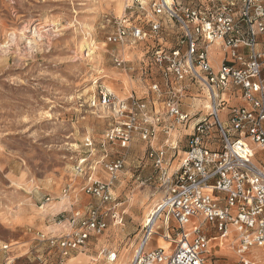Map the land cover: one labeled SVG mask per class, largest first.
Wrapping results in <instances>:
<instances>
[{"label":"rangeland","instance_id":"rangeland-1","mask_svg":"<svg viewBox=\"0 0 264 264\" xmlns=\"http://www.w3.org/2000/svg\"><path fill=\"white\" fill-rule=\"evenodd\" d=\"M121 7L122 0H0V264H55L59 253L48 241L68 233L69 219L90 207L104 214L105 231L91 236L65 264H109L103 250L128 264L145 217L163 198L149 147L160 149L168 139L176 146L175 164L190 123L207 113L205 93L189 82L179 98V110L190 117L187 123L168 115L166 96L151 90L162 81L152 55L171 46L163 31L134 46L106 43ZM113 54L122 59L120 67ZM218 56L212 47L211 58ZM105 91L148 103L151 116L159 117L151 143L137 130L125 148L105 139L121 122L115 107L102 106ZM115 160L123 162L112 189L116 201L101 204L83 191L89 168L95 167L93 176L105 182L103 164ZM79 165L82 172L76 170ZM113 212L121 223L111 218ZM211 255L226 264L237 262L231 246ZM247 257L261 260L263 255L251 249Z\"/></svg>","mask_w":264,"mask_h":264},{"label":"built area","instance_id":"built-area-1","mask_svg":"<svg viewBox=\"0 0 264 264\" xmlns=\"http://www.w3.org/2000/svg\"><path fill=\"white\" fill-rule=\"evenodd\" d=\"M122 1V15L106 43L134 46L163 31L165 44L171 46L152 55L162 81L151 90L166 96L167 113L178 123L190 119L179 110L184 83L204 92L210 105L205 117L190 123L186 147L175 164L176 146L168 139L160 149L149 147L163 198L142 225L128 264H226L211 252L230 246L235 264H264V158L255 154L256 148L264 152V0ZM170 26L175 28L172 33ZM170 35L174 40L167 42ZM212 47L219 54L215 59ZM112 58L117 67L123 64L117 55ZM232 100L238 103L230 104ZM101 104L115 107L121 120L105 133L108 142L125 148L136 130L144 142L154 140L153 122L159 117L151 116L143 99L120 100L105 91ZM103 168L108 180L94 177L91 167L83 191L101 204H111L123 162H107ZM111 218L121 223L114 212ZM69 226L68 233L48 241L59 253L55 264H65L91 236H101L106 222L98 207H90L81 217L73 215ZM153 236L167 241L168 247L150 249ZM251 249L263 258L247 257ZM102 252L108 262L116 260V253Z\"/></svg>","mask_w":264,"mask_h":264},{"label":"crops","instance_id":"crops-1","mask_svg":"<svg viewBox=\"0 0 264 264\" xmlns=\"http://www.w3.org/2000/svg\"><path fill=\"white\" fill-rule=\"evenodd\" d=\"M173 31H175V28H173V27H171L170 26V30H169V32L170 33H172ZM168 37V36H167ZM168 39L170 40H167V42H171V40L173 41L174 39H173V37L170 35L169 37H168ZM217 66V63H215V65H214V67H216ZM257 157H262V158H264V152L263 151H260V153L258 154V155H256ZM153 238V237H152ZM156 242H157V244L155 243V245L154 246H150L149 248L150 249H152V248H154L156 245H158L159 247H161V244L162 243H165L167 246L169 245L168 243H167V241H164L163 239H161V238H158V239H156ZM227 248V247H226ZM217 252H218V250H217Z\"/></svg>","mask_w":264,"mask_h":264},{"label":"bare ground","instance_id":"bare-ground-1","mask_svg":"<svg viewBox=\"0 0 264 264\" xmlns=\"http://www.w3.org/2000/svg\"><path fill=\"white\" fill-rule=\"evenodd\" d=\"M121 14H122V7H121ZM120 14V15H121ZM92 47H93V45H92ZM86 47H84V49H85ZM87 49V48H86ZM90 50V49H89ZM210 107V105H209V102H208V100L204 103V107H203V110H207L208 108ZM149 215V214H148ZM147 218H148V216L147 217H145V222H146V220H147ZM142 225H143V223H142ZM161 247L162 248H167L168 246L165 244V243H162L161 244ZM133 248V247H132ZM131 259V258H130ZM129 259V260H130ZM118 260H117V257H116V260L114 261V262H109V264H120L119 262H117ZM126 263V262H125Z\"/></svg>","mask_w":264,"mask_h":264}]
</instances>
